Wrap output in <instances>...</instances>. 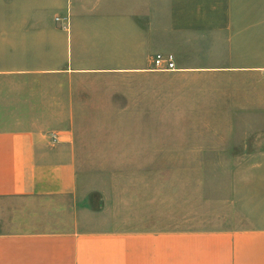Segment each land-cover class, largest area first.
Listing matches in <instances>:
<instances>
[{
  "label": "crops",
  "instance_id": "0c3cea01",
  "mask_svg": "<svg viewBox=\"0 0 264 264\" xmlns=\"http://www.w3.org/2000/svg\"><path fill=\"white\" fill-rule=\"evenodd\" d=\"M157 54L223 78L167 91ZM259 105L264 0H0V264H264V159L206 192L182 165L169 206L150 162L87 170L73 134L259 131Z\"/></svg>",
  "mask_w": 264,
  "mask_h": 264
},
{
  "label": "rangeland",
  "instance_id": "374dc122",
  "mask_svg": "<svg viewBox=\"0 0 264 264\" xmlns=\"http://www.w3.org/2000/svg\"><path fill=\"white\" fill-rule=\"evenodd\" d=\"M217 78L223 77L210 76L206 72L153 73V82L167 81L168 86L173 85L167 87V91L175 90V81L194 80L201 90L207 92L208 82ZM206 108V104H201L200 111H206ZM259 111L264 113V105H259ZM206 126L207 121L201 128L206 129ZM256 127L259 131H73V134L79 160L87 170L117 167L122 172L128 166L150 162L153 185H163L161 189L153 188V192L167 196L169 206H174L177 192L175 171L182 165L193 167L190 170L195 171L185 173V191L198 190L194 186H199L206 192L208 176L211 179L216 175L217 178L218 172L223 171L218 168L221 163L264 159V120L259 121V125L256 121L249 124V128ZM215 170L216 174H210Z\"/></svg>",
  "mask_w": 264,
  "mask_h": 264
},
{
  "label": "built area",
  "instance_id": "2783aa9c",
  "mask_svg": "<svg viewBox=\"0 0 264 264\" xmlns=\"http://www.w3.org/2000/svg\"><path fill=\"white\" fill-rule=\"evenodd\" d=\"M153 63L158 70H175V61L172 54H157L154 57Z\"/></svg>",
  "mask_w": 264,
  "mask_h": 264
}]
</instances>
